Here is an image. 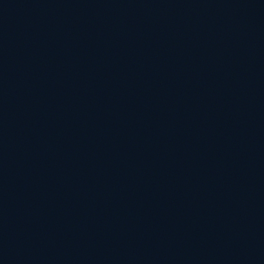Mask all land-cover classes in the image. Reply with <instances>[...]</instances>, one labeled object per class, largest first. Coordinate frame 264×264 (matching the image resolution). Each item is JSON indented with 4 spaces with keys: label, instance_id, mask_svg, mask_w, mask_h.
Segmentation results:
<instances>
[{
    "label": "water",
    "instance_id": "obj_1",
    "mask_svg": "<svg viewBox=\"0 0 264 264\" xmlns=\"http://www.w3.org/2000/svg\"><path fill=\"white\" fill-rule=\"evenodd\" d=\"M0 264H264V0H0Z\"/></svg>",
    "mask_w": 264,
    "mask_h": 264
}]
</instances>
